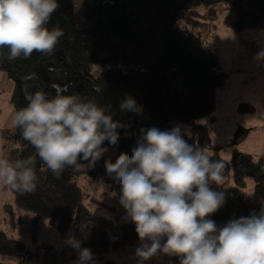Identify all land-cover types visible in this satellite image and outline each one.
Masks as SVG:
<instances>
[{
    "label": "trees",
    "instance_id": "trees-1",
    "mask_svg": "<svg viewBox=\"0 0 264 264\" xmlns=\"http://www.w3.org/2000/svg\"><path fill=\"white\" fill-rule=\"evenodd\" d=\"M57 2L59 8L47 26L61 28L64 35L52 54L33 52L28 58L9 60L8 48H0V71L13 81L15 111L24 108L28 94L36 91L45 92L48 98L61 93L94 100L106 112H115L114 120L123 125L117 129L120 138L116 146L105 142L114 152L112 162L121 152L131 153L141 129L164 131L182 126L183 132L186 126L191 133L190 138L185 136L189 144L225 164L222 182H210L214 190L224 192L225 203L210 219L223 226L229 220L259 213L264 207V154L255 157L234 149L230 160L224 159L208 129L216 120L217 92L226 86L230 70L221 64L218 53L205 45L203 37L205 32L219 30L220 16L222 24L236 32L264 26V0H85L79 9L75 0ZM94 65L100 68L98 76L93 73ZM127 96L136 100L141 112L120 110ZM239 110L254 111L255 107L242 103ZM2 139V156L16 160L35 154L19 128L2 130ZM78 163L80 167H66L55 176L37 157L36 190L21 194L9 188L19 209L32 213L35 230L48 220L62 236L69 235L80 241L81 247L90 248L95 261H103L110 252L139 239L135 225L123 219V208L121 221L115 224L87 207L76 178L80 168L89 163ZM85 172L104 179L120 196L119 183L104 166L95 165ZM248 179L254 181L253 202L246 196ZM10 214L13 217L14 212ZM41 251L43 264H77L78 253L68 243L31 249L23 239L9 235L0 218L2 255L18 264H31ZM162 256L164 264H179L176 257ZM103 263L117 264L112 258Z\"/></svg>",
    "mask_w": 264,
    "mask_h": 264
},
{
    "label": "clouds",
    "instance_id": "clouds-1",
    "mask_svg": "<svg viewBox=\"0 0 264 264\" xmlns=\"http://www.w3.org/2000/svg\"><path fill=\"white\" fill-rule=\"evenodd\" d=\"M58 8L57 0H0V48H8L9 60L54 52L64 32L47 25ZM254 59L264 60V50ZM26 98L12 126L35 154L16 160L0 156V184L14 191L36 190L37 157L59 176L66 167H80L81 160L94 167L108 151L105 142H119L117 129L123 125L92 99L61 93L48 98L43 91ZM120 110L139 113L142 108L127 96ZM181 127L141 129L130 154L104 161L120 185L123 219L135 225L137 264L157 255L176 257L179 264H264V207L223 226L210 219L225 203L224 192L211 187L222 182L225 164L189 144L190 129ZM68 244L78 253L77 264H95L90 248L74 238Z\"/></svg>",
    "mask_w": 264,
    "mask_h": 264
},
{
    "label": "rangeland",
    "instance_id": "rangeland-1",
    "mask_svg": "<svg viewBox=\"0 0 264 264\" xmlns=\"http://www.w3.org/2000/svg\"><path fill=\"white\" fill-rule=\"evenodd\" d=\"M85 0H75L79 7ZM220 16L219 30L204 34L205 45L218 53L221 64L230 70V76L224 88L217 92L220 103L214 115L217 120L210 122L208 129L213 142L218 145V152L224 159L230 160L234 149L260 157L264 154V61L254 57L264 45V26L257 29H247L236 32L224 26ZM93 73L100 75L98 65L93 66ZM13 81L5 72L0 71V156H2V130L12 126V118L15 109L11 103ZM242 103H250L255 107L254 111H241ZM108 112V111H107ZM113 119L115 112L110 111ZM207 118L201 119L206 121ZM113 150L108 149L104 156L96 162L98 167L104 166V161L110 159ZM90 164L82 166L77 176V183L81 186L85 195V204L96 215H102L111 219L115 224L121 221L119 195L111 191L108 184L102 178H94L86 174ZM254 181L248 179L246 196L254 201L252 191ZM14 212L13 217L10 212ZM0 218L1 226L9 235L23 239L27 246L36 250L38 246L46 245L64 246L68 243L69 235L62 236L57 227L48 220L42 221L35 230L32 225V213L22 211L16 205L12 190L0 184ZM72 225L70 231L73 232ZM139 242L126 246L122 250L110 252L103 261H95L102 264L107 259H114L117 264H137L134 250ZM44 248H41L43 251ZM36 257L31 264H43V252ZM0 261L4 264H18L0 253ZM162 255L152 257L145 264H164ZM104 264V263H103Z\"/></svg>",
    "mask_w": 264,
    "mask_h": 264
},
{
    "label": "crops",
    "instance_id": "crops-1",
    "mask_svg": "<svg viewBox=\"0 0 264 264\" xmlns=\"http://www.w3.org/2000/svg\"><path fill=\"white\" fill-rule=\"evenodd\" d=\"M220 102H221V101H220ZM220 102H219V103H220ZM218 106H219V105H218ZM217 108H218V107H217ZM216 120H217V117H216Z\"/></svg>",
    "mask_w": 264,
    "mask_h": 264
}]
</instances>
